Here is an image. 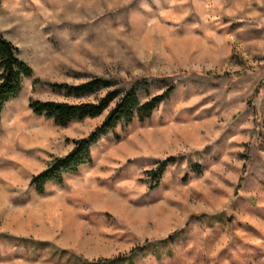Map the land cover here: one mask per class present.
Instances as JSON below:
<instances>
[{"label": "rangeland", "instance_id": "1", "mask_svg": "<svg viewBox=\"0 0 264 264\" xmlns=\"http://www.w3.org/2000/svg\"><path fill=\"white\" fill-rule=\"evenodd\" d=\"M0 31L33 68L1 113L0 264H264V0H0ZM94 76L113 85H49ZM171 85L150 117L105 131L90 162L36 190L118 97L66 125L31 98L135 86L145 101Z\"/></svg>", "mask_w": 264, "mask_h": 264}, {"label": "trees", "instance_id": "2", "mask_svg": "<svg viewBox=\"0 0 264 264\" xmlns=\"http://www.w3.org/2000/svg\"><path fill=\"white\" fill-rule=\"evenodd\" d=\"M18 46L7 39L0 31V119L5 103L18 94L22 88L23 77L33 75V68L18 56ZM35 79V83H36ZM55 89H64L67 94L83 96L96 93L102 88L113 85L112 80L101 76H94L80 83L50 82ZM175 86L167 87L162 93L141 101L137 88L131 86L122 92L119 88L109 90L98 101H83L70 103L59 100H43L31 98L29 106L36 115H44L52 118L57 124L66 125L74 119L94 117L100 115L112 101L118 97L115 106L108 112L101 124L96 126L87 135L74 138V147L67 154L57 156L49 163L48 167L32 177V183L39 192H43L49 181L63 182L66 172H74L81 165L92 160L91 148L97 143L100 136L107 130L115 128L120 122L131 121L135 116L140 119L150 117L155 108L163 100L167 99L174 91ZM120 95V96H119ZM173 157L161 160L150 173L159 180L167 165L173 161ZM57 253L66 252L65 249L55 250ZM131 258V257H130ZM122 258H107L100 261L87 262L76 258L77 264H109ZM80 260V261H79Z\"/></svg>", "mask_w": 264, "mask_h": 264}]
</instances>
